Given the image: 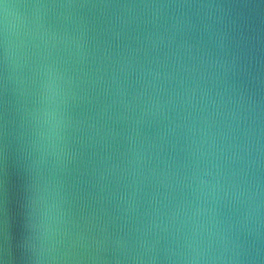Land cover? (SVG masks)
Returning a JSON list of instances; mask_svg holds the SVG:
<instances>
[{"label":"clouds","instance_id":"clouds-1","mask_svg":"<svg viewBox=\"0 0 264 264\" xmlns=\"http://www.w3.org/2000/svg\"><path fill=\"white\" fill-rule=\"evenodd\" d=\"M0 264H264V0H0Z\"/></svg>","mask_w":264,"mask_h":264}]
</instances>
